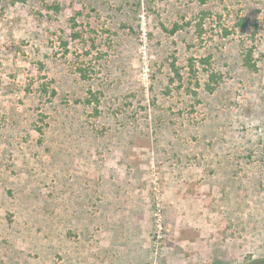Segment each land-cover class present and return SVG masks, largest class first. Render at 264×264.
<instances>
[{"label":"rangeland","instance_id":"374dc122","mask_svg":"<svg viewBox=\"0 0 264 264\" xmlns=\"http://www.w3.org/2000/svg\"><path fill=\"white\" fill-rule=\"evenodd\" d=\"M262 260L264 0H0V264Z\"/></svg>","mask_w":264,"mask_h":264},{"label":"trees","instance_id":"16d2710c","mask_svg":"<svg viewBox=\"0 0 264 264\" xmlns=\"http://www.w3.org/2000/svg\"><path fill=\"white\" fill-rule=\"evenodd\" d=\"M14 1H16V2H25L26 0H14ZM177 29H178V24L175 26V28L171 32L175 33L177 31ZM244 61H245L246 66H248L249 68H252V69L257 68L256 67L257 66L256 63L252 62V57H251L250 53H247L245 55ZM79 71L81 73V76H83L84 79L88 78V76L90 77V74L87 71H85V69H81L80 68ZM53 93H56V91L53 90ZM91 93H92V91H91ZM92 98H95V100L97 102H99V98L95 94L92 95ZM92 98L88 99L89 103H91L93 101ZM211 264H223V263L221 261H216L215 263H211ZM254 264H264V260L256 261Z\"/></svg>","mask_w":264,"mask_h":264}]
</instances>
